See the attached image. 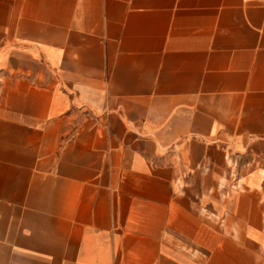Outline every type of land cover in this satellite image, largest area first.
<instances>
[{"label": "crops", "instance_id": "0c3cea01", "mask_svg": "<svg viewBox=\"0 0 264 264\" xmlns=\"http://www.w3.org/2000/svg\"><path fill=\"white\" fill-rule=\"evenodd\" d=\"M263 250L264 0H0V264Z\"/></svg>", "mask_w": 264, "mask_h": 264}, {"label": "rangeland", "instance_id": "374dc122", "mask_svg": "<svg viewBox=\"0 0 264 264\" xmlns=\"http://www.w3.org/2000/svg\"><path fill=\"white\" fill-rule=\"evenodd\" d=\"M233 174L237 175V172H234ZM263 260H264V250H263Z\"/></svg>", "mask_w": 264, "mask_h": 264}]
</instances>
